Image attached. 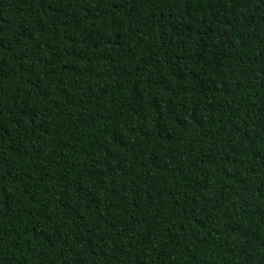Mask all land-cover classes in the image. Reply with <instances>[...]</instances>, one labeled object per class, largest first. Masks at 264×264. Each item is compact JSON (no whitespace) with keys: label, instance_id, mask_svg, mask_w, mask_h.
Instances as JSON below:
<instances>
[{"label":"trees","instance_id":"obj_1","mask_svg":"<svg viewBox=\"0 0 264 264\" xmlns=\"http://www.w3.org/2000/svg\"><path fill=\"white\" fill-rule=\"evenodd\" d=\"M0 264H264V0H0Z\"/></svg>","mask_w":264,"mask_h":264}]
</instances>
